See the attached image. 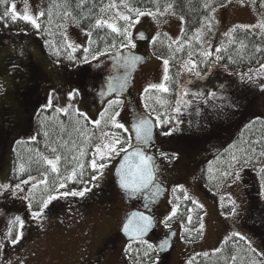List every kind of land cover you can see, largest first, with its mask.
Instances as JSON below:
<instances>
[{
	"label": "snow or ice",
	"instance_id": "1",
	"mask_svg": "<svg viewBox=\"0 0 264 264\" xmlns=\"http://www.w3.org/2000/svg\"><path fill=\"white\" fill-rule=\"evenodd\" d=\"M230 2V0H228ZM243 2V0H241ZM24 10L21 14L17 10L16 3H11L10 7H7L8 0H0V5H5V10L0 13V25L4 27H9L10 24H15L18 20L24 21L26 24H30L34 30V34H39L47 29L42 25L41 18H47L48 23H52L53 7L61 9L57 12V16L62 21L57 25L58 28L63 29L61 35L63 36L64 43L61 47L65 49H71V53L77 51L81 46L78 44H73L68 40L66 24L71 23L75 24L77 27H80L81 24L87 23L88 29H82L84 35L88 37V43L92 44L91 39L92 32L96 29L107 28L110 29L112 33H115L119 37V47L120 48H135L136 44L133 43V33L131 29L135 27L136 24L140 22V18L144 16H150L158 24L162 22V18L168 16H176V0H164L163 5H161V0H148V3L152 5L151 8H141L134 6L129 0H120L119 4L116 3V0H111L107 5H103V0H101V5L99 6V14H97L94 9L97 8L95 3L89 5V0H77L76 9H79L77 14H74V11L71 5L65 0L64 4H54L50 6L47 11L39 10L35 13L30 11V5L28 0H23ZM202 8L204 9L206 15L203 20L200 21V28L196 29L192 36H188L183 24L185 23V17L179 15L177 18L181 22V37L176 38L175 40L170 41L167 44V47L172 54V58L175 59L177 53L184 52L185 49H192L193 43H195L199 50L198 51H188L187 59H181L179 62L178 74L186 71L190 75H194L197 78H204L209 72H211L212 67L221 61L225 60V53L228 52V49L221 46H213L209 37L212 34L213 22H214V13L217 11V7H224V0H202ZM264 7V4H262ZM121 8L123 11H121ZM87 9V11H85ZM154 9V10H153ZM110 10H115L111 16L105 17V14ZM119 21H123V24H119ZM242 27L246 30L259 29V32H252L253 36L259 35L261 40L264 41V21L259 22L255 25H244L236 26ZM236 31V28L230 29L224 35L229 37V43L232 44L235 42V37L233 33ZM24 34H27V30H23ZM160 35H166L163 33H157L151 37V42L153 45L157 43ZM139 39L144 40L146 37L143 33L139 34ZM161 44L164 41H160ZM49 47H53L51 44L46 42ZM173 44L176 45L173 48ZM116 43H111L109 47H116ZM247 48V45L241 41L239 49L236 50V55L240 56L242 59L241 53L244 49ZM85 53L90 51L89 48L85 47L83 49ZM254 51L257 53L264 54V47L260 45L254 46ZM68 54V59H75L74 56ZM53 54L57 57L61 55L59 47H55ZM103 54V53H101ZM199 57V59L194 58ZM93 55V59H95ZM124 62V66L127 68H132L135 66L136 62L141 58L139 56H121ZM88 57L83 58L84 62H87ZM229 63H236V60L232 55L227 56ZM58 62V61H57ZM164 66V77L165 82H169L171 77L168 75L169 72V59L162 58ZM259 67L253 70L251 67L248 69V73H241L240 78L243 81L247 78L248 81H258L264 80V62L257 61ZM204 65L203 71L200 66ZM224 69L227 71L228 65H223ZM127 83V80L121 83V89ZM183 89V86H181ZM261 91H264V83L259 84ZM150 89H157L163 92H169V87L167 83L152 84L144 89L145 93H148ZM0 91H3V85H0ZM77 91L69 92L68 99L71 101L77 95ZM190 93L187 90H182L178 93V98L176 100V106L173 108L175 113H180L181 105H189V101L183 99V97L188 96ZM192 96L204 97L207 96L208 99H213L217 97V93L214 91L208 93H191ZM53 98L54 90L49 93L48 101L43 105V109H49L53 107ZM222 99V97H221ZM122 103L119 100L108 101V106L112 108L114 105H119ZM166 103V102H162ZM73 105L69 104L67 107L60 108L56 107L55 111L57 113H64L65 115L69 114V108H72ZM148 108V105H145ZM154 111V109H153ZM108 110L105 109L104 112L100 113L101 119L89 120L85 113L79 111L78 108L75 109V115L78 117L76 120L77 127H74L73 131L77 133V138H72L69 135V139L65 140L63 135H58L56 140L45 143L46 150L52 154L50 158L47 155L39 152V149L36 150L37 155L40 157V160L44 164L50 166L51 173L56 174L55 179L49 185L47 169L45 172L41 173V179L37 180L36 177L29 175L26 179L17 178L16 183L0 184V196L5 195V193L10 194L13 197L20 198L27 201V208L29 210L32 220L37 222H42L45 217V210L48 209L49 205L60 198H66L69 196L72 197H84L86 193H89L92 188L89 185H93V182L99 181L103 175L104 170L109 167L110 162L116 157L122 156V162L119 167L116 169V175L118 177L119 187L126 192L136 193L141 190L149 189L156 183V173L160 170L161 166L157 165L153 156L147 155L146 151L142 147H135L132 144V135L124 136V133H134L135 139L138 143L147 144L153 135V127H162L173 122V117L167 116L162 118L161 115H156L154 118L150 116L141 115L137 117L136 122L132 124L131 128L125 126L124 123L118 121L117 117L120 115L118 111L113 109L111 114L107 115ZM82 118L85 122L91 123L95 126H100L101 121H104V128L106 129H120L122 130L121 135H117L114 132L101 130L97 136L95 133L87 134L85 125L80 123ZM45 119H47L45 117ZM178 123V121H177ZM175 129H169V131L163 132V135H170L171 132ZM65 129L61 127V132H64ZM43 135L49 137V131H44ZM83 137L85 142H90L95 136L96 143H89V150L91 155L87 163V168L90 169V172L86 175V165L81 161L80 157L87 155V151L82 146L81 143H78V138ZM31 139L35 140V137ZM19 143V141H17ZM260 141H253L251 144L240 147L238 149L239 155H232L231 163L229 164L228 170H225L221 173L226 179H229L232 183H235L241 178V171L245 165H250L252 161L256 158V149L252 147V144H258ZM60 149H65L67 154H60ZM79 153L77 156L75 153ZM163 159L171 162L173 159L177 158V154L169 156L166 153H161ZM260 157H264V151L259 153ZM64 161L66 165H72L70 168L65 167L64 174L61 173L59 167L61 161ZM39 163V161H37ZM20 173L25 172V168L21 165L18 169ZM264 173V164L260 169ZM69 182L79 183L81 187L79 189H68ZM25 188L23 186H28ZM44 185V192L46 194L36 196L35 190L40 186ZM95 186H98L96 184ZM181 187V186H177ZM62 189H68L61 191ZM159 190V189H157ZM175 191V189H173ZM27 192L26 195H21ZM189 199L187 195L184 197ZM195 203V201H193ZM234 205L232 213L235 214V201H231ZM147 207V205H146ZM178 206H174L171 209V214L164 217L161 223L164 224L165 228H170V221L176 216ZM190 220V217H189ZM25 219H22L19 215L13 217L8 224V227L3 235H0V264H11V261H5L3 259V253L8 244L15 246L20 243L24 235L25 228ZM153 217L145 215L140 212H133L129 215L124 222H122V231L127 235L130 240L138 246H142L143 252L140 256V248L136 249L137 260L136 264H141V261L147 258L151 261V254L159 250L160 252L166 251L169 247V241L167 238L161 240L157 245H153L144 239V236L149 232L153 227ZM203 229V224L200 225V230ZM238 235V234H234ZM243 239V237H241ZM250 247V246H249ZM132 249V244L130 243L125 249L126 253H130ZM252 252H255V249H251ZM219 251V249H217ZM205 256L208 253H204ZM258 255L264 256V253H259ZM131 258V257H130ZM237 257L235 255L231 256L232 261H236ZM155 264V262H152ZM191 264V262H190Z\"/></svg>",
	"mask_w": 264,
	"mask_h": 264
},
{
	"label": "flooded vegetation",
	"instance_id": "2",
	"mask_svg": "<svg viewBox=\"0 0 264 264\" xmlns=\"http://www.w3.org/2000/svg\"><path fill=\"white\" fill-rule=\"evenodd\" d=\"M132 50L141 51L138 44ZM144 58V63L135 70L129 81L127 94H130L131 99L128 112L122 118L128 128H131V122L141 112L152 118L157 115L155 110L151 109V96L145 93L142 103L134 82L139 70L147 63L145 54ZM107 59L110 61L109 57ZM77 63L78 60L74 65H67L70 68H66L67 71L74 72L73 76L74 74L76 76L79 70V68L75 70ZM88 69L92 73L93 82L88 87H83L82 83L76 81L74 85L82 87L88 95H93L102 75L99 78L100 74L97 70ZM227 88L230 89L225 86L219 90L216 98L201 100L191 98L188 100L189 105L182 104L181 108L184 107L186 113L182 128L176 124L178 120L182 121L183 116L175 112H173L174 123L171 126L167 124L154 127L152 141L148 142L147 146H141L147 155L153 156L157 165L161 166L156 173V183L153 186L136 193L126 192L115 180V164L105 184L92 194L86 193L84 197L79 198L80 201L85 200L83 206L73 209L67 205L64 213L56 217L64 232L69 231L81 220V214L93 218L92 226L94 222L104 223L107 226V231L92 243V248L82 249L75 262L71 264H136V249L138 247L141 249L140 256H142V246L126 238L120 230L122 222L135 211H142L145 215L153 217V231L144 236L145 240L153 245H157L165 238L169 241L166 251L157 250L151 254V261L145 258L141 264H152V262L195 264L196 260H193V257L204 253L213 254L232 236L240 239L243 237L242 240L249 241L248 243L257 253L259 252L264 244V189L261 184V166L254 160L250 165H245L240 173V180L235 183L221 175L228 170L232 155H239L238 149L243 147L238 143L242 140V123L236 122L241 114V105L230 93L228 95ZM222 91L223 94L218 96ZM146 104L148 108L145 107ZM237 104L239 106L235 109L234 106ZM171 128L175 130L170 135L162 134ZM132 144L136 147L133 135ZM161 153L169 156L177 154V158L169 162L162 158ZM217 172L220 173L219 179L215 178ZM230 182L231 187L229 186L230 189L226 190V193L231 201H235V214L232 213L234 205L231 203L226 215L221 214V217L217 218L207 202L209 197L205 198L201 191L207 195L209 190L220 189ZM185 195L189 199H185ZM179 196L183 197V201L177 204ZM186 202L192 207V216L189 212L185 214V205L183 206L182 203ZM174 206H178L177 214L170 221V228H165L160 221L171 214ZM185 222H189L192 226H185ZM201 224H203L202 230H200ZM247 228L252 232L251 234H248ZM205 231L207 234L210 232L211 237L207 235L206 241L201 245V237ZM130 243L132 249L130 253H126L125 249ZM262 258L264 261V256Z\"/></svg>",
	"mask_w": 264,
	"mask_h": 264
},
{
	"label": "rangeland",
	"instance_id": "3",
	"mask_svg": "<svg viewBox=\"0 0 264 264\" xmlns=\"http://www.w3.org/2000/svg\"><path fill=\"white\" fill-rule=\"evenodd\" d=\"M16 3L17 10L21 14L24 10L23 0H10L11 3ZM111 0H106L104 5H107ZM120 0H116V3L119 4ZM30 5V11L35 13L40 10V0H28ZM224 7H217V11L214 13V20L216 22L215 31L212 32L209 39L213 46H221L225 39V33L230 29L236 28V26L244 25H255L259 22L264 21V9L261 2L255 0H228L224 1ZM115 10H111V13L105 15L107 18L114 13ZM121 11L123 9L121 8ZM176 16H168L162 18L161 23H157L150 16H144L140 18V22L131 29L134 39L133 43L138 44L139 34L143 33L146 39L143 40V51L147 56V63L139 70L136 75L134 82L137 88V92L140 95V100L144 102V89L152 84L166 83L163 80L164 77V66L162 58L153 54L151 51V37L157 33L163 31L165 32L171 40H175L181 35V22ZM200 28V27H199ZM83 28H78L70 23L66 24V31L68 40L73 44L80 45L83 50L87 47V40L82 31ZM198 29V28H197ZM64 31V30H63ZM138 34V36H137ZM0 85H3V91H0V112L3 109L13 108L14 110H20V102L24 99L19 98L15 92L19 87V84L23 86L26 81V77L21 80H11V76L15 75L17 71H20L23 61H29L32 65V76L34 82L35 98L38 101H32V95L28 94L22 89L18 90L17 93L21 92L27 95L26 104L22 105L25 108L21 115H12L7 116L4 124L7 126L21 120L22 123L16 129L11 130V134L7 140V145L5 144V149L8 147V143L11 144L12 141L17 137H28L31 139L34 137L35 133L30 128L29 120L33 114L38 111L40 107L45 105L49 98V93L54 90L53 104L57 107L64 108L69 103L68 93L73 92L75 89L78 92L77 97L74 100L75 109L78 108L80 112L87 114L92 120L101 119L100 113L104 112L105 109L108 110V114L115 111H118L120 115L117 117L118 121L123 123L124 116L128 112V105L131 99L130 94H111L106 97H94L91 94L88 95L85 93V90L82 87H77L68 80V76H73V71L66 70L68 67L64 62L55 61L49 59L41 50L38 38L35 36H26L23 33L15 35L12 32L9 33H0ZM135 48H120L119 46L112 49H105L95 55L88 56L84 53L82 54L81 59L78 60V63L75 67V70L79 68L75 76V81L79 84H83V87H88L93 82L92 73L89 71L96 70L99 68L102 61L108 57L120 53L129 51ZM103 53V54H101ZM87 56V62L83 61V58ZM186 60V59H185ZM259 66L253 67L255 70ZM63 69L66 71H63ZM241 73H248V70H232L227 68V71L224 69L223 64L218 63L212 67L211 72H209L204 78H197L194 75H190L186 71L182 72L181 86L182 90H187L190 94L183 97L185 100L191 98L205 99L204 97H194L191 93H208L211 91L218 92L225 86L234 88V90L242 91L248 93L250 97L256 98L255 103L251 109V114L243 112L237 118V123H242L244 125L246 121L251 120L252 118H257L259 116L264 118V91H261L259 84L264 83V80L258 81H248L245 78L243 81L240 78ZM32 79V78H31ZM29 78H27V81ZM51 89V90H50ZM18 97V101L16 100ZM24 98V97H23ZM119 100L122 103L119 105H114L112 108L108 106V101ZM71 102V101H70ZM258 103V104H257ZM258 107V108H257ZM185 108L182 107L180 115H182V121L178 120V125L180 128L183 127V121L185 120ZM262 111V112H261ZM17 118H16V117ZM19 118V119H18ZM1 122V121H0ZM102 128L101 130L111 131L117 135H121L122 130L120 129H106L104 128V121H101ZM12 126V125H11ZM172 129V128H171ZM169 131V130H168ZM124 135V134H123ZM125 136V135H124ZM127 136V133H126ZM0 149V184L10 183V171H11V161H10V152L9 150ZM118 157L113 159L109 167L104 170L103 177L97 181L93 182V185H89L92 190L89 194L97 191L103 184L106 183L107 179L110 177L113 167L116 164ZM181 161V160H180ZM179 161V163H180ZM182 164V162H181ZM178 167V166H177ZM50 169V166H49ZM41 171L37 174L32 175L36 177L37 180L41 179ZM215 178H220V173L217 172ZM26 179V178H24ZM98 184V186H95ZM28 186H23L28 188ZM231 182L227 185L221 186L217 190H209V193L206 195L203 191V196L205 198L209 197L207 201L212 211L216 214L217 218L222 215H226L228 206L231 205V200L226 193V190L230 189ZM61 191H65L62 189ZM23 193L21 195H26ZM79 199L80 197H66L57 199L58 202H68L71 199ZM183 201V197H177V204ZM18 205L22 207L20 211L10 210L9 208L12 205ZM185 205V214L189 212L192 216L193 210L192 207L186 203ZM223 208H226L224 210ZM24 210V211H23ZM65 209L57 211H49L45 213V217L42 222H37L32 220L29 210L27 208V201L22 200L17 197H13L8 193L0 196V235H3L8 227L9 221L19 215L22 219H25V228L24 235L22 240L18 245L12 246L8 244L3 253V259L5 261L10 260L11 264H71L75 262L76 258L81 253V250L86 248L91 249L92 243H94L98 237L103 235L107 231V226L104 223H95L92 226L93 218L88 215L81 214V220L73 226L69 231L64 232L61 225L56 221V217L63 214ZM227 217V216H226ZM92 226V227H91ZM35 227V228H34ZM248 234L252 232L247 228ZM189 235V233H188ZM211 237L210 232L208 234L206 231L201 237L200 244L206 241V236ZM247 239V237H246ZM254 239V236H252ZM208 240V239H207ZM255 240V239H254ZM248 241V239H247ZM249 242V241H248ZM250 243V242H249ZM204 251V249L202 250ZM261 252H258V254ZM261 262L264 264L263 258L261 256ZM192 264V263H191Z\"/></svg>",
	"mask_w": 264,
	"mask_h": 264
},
{
	"label": "trees",
	"instance_id": "4",
	"mask_svg": "<svg viewBox=\"0 0 264 264\" xmlns=\"http://www.w3.org/2000/svg\"><path fill=\"white\" fill-rule=\"evenodd\" d=\"M106 0H103V5ZM225 1V0H224ZM257 2H261V4H264V0H255ZM67 2L71 5L74 14H77L79 12V9H76V3L77 0H67ZM130 3H132L134 6L141 7V8H151L152 5L148 3V0H129ZM65 0H40V10H45L54 5V4H64ZM92 3H95L97 5V8L94 9V11L99 14V6L101 5V0H89V5ZM164 0H161V5H163ZM202 0H176V14L177 15H183L185 17V23L183 24V27L185 28L187 35L192 36L193 33L197 28L200 27V21L203 20L204 16L206 15L204 9L202 8ZM7 7H10V0H8ZM264 9V7H263ZM5 10V5H0V13H2ZM154 10V9H153ZM53 15H52V23L49 24L47 18H41L42 25L47 29V31H43L39 34H34V30L32 29L30 24H26L22 20H18L15 24H10L9 27H4L0 25V33H9L12 32V34L18 35L23 33V30H27L26 36H35V38H38L39 44L41 47L42 52L51 60L55 61H61L64 62L66 65H74L76 60L81 61V56L84 53L85 55L91 56L94 54H97L101 51H104L105 49H112L119 46V37L115 33H112L110 29L101 28L96 29L92 32V44L88 43L87 40V48L90 49L88 53H85L81 48H78L76 52L71 53V49H65L61 47L63 45L64 40L63 36L61 35L63 29L58 28L57 25L61 23L62 21L57 16V12L61 11V9L53 7L52 9ZM87 11V9H85ZM111 13V10L106 13L105 15H108ZM119 24H123V21H119ZM71 24V23H70ZM76 26L75 24H72ZM77 27V26H76ZM83 29H88V24L84 23L81 24L80 27ZM216 28V22L214 20L213 22V29L212 32L215 31ZM252 32H259V29L254 30H246L242 27H236V31L233 33V36L235 37V42L230 44L229 43V37H225L223 43L224 47L228 49V52L225 53V60L221 61V64H227L229 69L232 70H240L244 71L248 70L250 67H256L259 66L257 61L260 60L264 62V54L257 53L254 51L255 45H260L261 47H264V41L261 40L259 35L253 36ZM159 33L166 34L165 32L161 31ZM1 36V35H0ZM138 36V34H137ZM181 37V35H180ZM160 41H164L163 44L160 43ZM172 41L169 36L166 35H160L159 40L155 45L151 42V51L153 54L161 57V58H167L169 59V72L168 75L171 77V80L167 83V86L169 87V92H163L157 89H150L147 93L149 96H151V109L155 110V113L157 115H161L162 118L171 116L173 117V108L176 104V100L178 98V93L181 92V79H182V73L178 74L179 69V62L181 59H187V52L188 51H198V46L193 43L192 49H185L184 52L177 53L175 59L172 58V54L170 53L167 44ZM243 41L247 48L243 50L241 53L242 59L240 56L236 55V50L240 47V42ZM48 42L53 47H49ZM111 43H116V47H109ZM143 40L138 41V46L143 51ZM55 47H59L61 51V55L59 57L55 56L53 54V50ZM176 45L173 44V48H175ZM71 53L72 56L75 57L73 60H69L68 54ZM232 55L233 58L236 60V63H229L227 60V56ZM81 58V59H78ZM199 59V57H194ZM29 61H23L22 68L20 71H17L15 75L11 76V80L15 81L18 79H22L26 77V81L24 82L23 86L19 84L18 89L16 90L15 94L21 98L24 99L22 101V104L20 102V110H14L13 108L3 109L2 112H0V149H5V144L7 145V140L9 138V135L11 134V130L14 128H18L20 124L22 123L21 120H17L16 122L10 123L8 126L4 124V122L7 119V116L12 115H21V112L25 109L22 105L26 104L27 102V95H32V101L36 102L38 101L37 98H35L34 94L36 91V88L34 87V82L32 74V65ZM100 75H103L108 70V64L102 63L100 66ZM201 70L203 71L204 65L200 66ZM27 78L29 80L27 81ZM32 78V79H31ZM68 80L74 83L75 81V74L74 76L70 75L68 76ZM99 82V81H98ZM27 93V95L21 92L20 94L17 93L18 90L22 89ZM51 90V89H50ZM74 91H77L76 89ZM216 92V91H215ZM217 93V92H216ZM227 93L233 98L239 102L241 105V113L246 112L251 114V109L253 107V104L256 101V98L250 97L248 93L242 92V91H236L234 88H227ZM222 92H219V95H222ZM78 95V94H77ZM75 95V98L77 97ZM92 96H96L95 93H93ZM18 97H16V100L18 101ZM24 97V98H23ZM69 101L67 106L69 104L73 105L72 108H69V114L65 115L64 113H57L55 111V108L57 107L55 104H53L52 108L49 109H43V107H40L38 111H36L35 114L31 117L29 120L30 128L34 131L35 140L29 139L28 137H17L15 138L11 144L8 143V147L5 150H9L10 152V161H11V171H10V183H16L17 178H27L29 175L37 174L41 171H44L47 169V175L49 180V185H51L52 181L55 179L56 174L51 173L49 166L44 164L42 160H40V157L37 155L36 150L39 149L40 153H43L44 155L52 157V154L49 153L45 148V143L50 142L52 140H56L58 135H63L65 140L69 139V135H71L72 138H77V133L73 131L74 127H77L76 120L78 117L75 115V106H74V100ZM26 101V102H25ZM166 102V103H162ZM258 104V103H257ZM66 106V107H67ZM239 105H235V109ZM258 108V107H257ZM262 112V111H261ZM83 113V112H82ZM264 113V112H263ZM87 115V114H86ZM16 117V116H15ZM45 117L47 119H45ZM87 117L89 120H92L88 115ZM17 118V117H16ZM19 119V118H18ZM80 119V123L85 125L87 134L95 133L97 136L99 135L102 125L95 126L91 123L85 122L82 118ZM174 123L168 124L171 126ZM12 125V126H11ZM61 127L65 129L64 132H61ZM44 131H49V137H45L43 135ZM122 133V132H121ZM126 136V133H124ZM241 135L242 140H240L238 143L240 145L246 146L247 144H251L253 141H260L258 144H252V147L256 149V158L254 159V162L256 161L259 166L262 167V164H264V157H260L259 153L261 151H264V118L259 116L257 118H252L251 120L246 121L244 125L241 127ZM19 141V143H17ZM95 136H93V139L90 142H85L84 138L81 136L78 138V143H81L82 146L87 151V155L80 157L81 161L85 163L86 165V175L88 172H90V169L87 168V163L89 161L91 151L89 150V143H96ZM60 154L64 155L67 154L65 149H60ZM77 156H79V153H75ZM39 161V163H37ZM23 165L25 168L24 173H20L18 171L19 167ZM255 165V164H254ZM257 165V166H258ZM72 165H66L65 162L62 160L59 167L61 169V173L64 174L65 167H71ZM221 173V170H219ZM261 179H262V187L264 189V173H261ZM206 182V180H205ZM30 187V186H29ZM28 187V188H29ZM44 185H40L36 190V196L39 197L40 195L46 194L44 192ZM81 185L79 183H72L69 182L68 189H79ZM64 189V190H68ZM27 193V192H26ZM84 201H80V199H71L68 202H58L57 200L53 201L48 209L45 210V213L49 211H57L61 209H65L68 205L69 208H76L77 206H83ZM22 205H12L9 208L10 210L20 211ZM24 211V210H23ZM190 222V221H189ZM185 222V226L191 227L192 224H189ZM192 222V221H191ZM194 231H192L193 233ZM250 246V247H249ZM251 249H254L252 245H250L248 242L236 238L234 236L228 238L225 242H223L219 248V251H215L213 254H208L205 256L197 255L199 256L197 259L193 257V260H196L195 264H262L261 262V256L258 255L256 249L255 252H252ZM264 244L261 246L259 252H263L264 250ZM235 255L237 257L236 261L231 260V256Z\"/></svg>",
	"mask_w": 264,
	"mask_h": 264
},
{
	"label": "water",
	"instance_id": "5",
	"mask_svg": "<svg viewBox=\"0 0 264 264\" xmlns=\"http://www.w3.org/2000/svg\"><path fill=\"white\" fill-rule=\"evenodd\" d=\"M121 56H124V57H127V56H139L141 59L136 62L134 67L127 68V67L124 66V62H123V59L121 58ZM143 63H144L143 54L142 53H137V52H134V51H125V52L119 53V54L115 55L114 57H112L111 65H110V73L104 75L102 80L100 81L99 85L96 86L97 96L98 97H106V96L111 95V94H124V93H127L128 89H129V80H130L131 75L133 74L134 70L137 67L141 66ZM125 79L127 80V83L124 85L123 89H121V87H120L121 83H123L125 81ZM141 115L148 116V115H146L145 113L142 112L137 117H139ZM137 117L131 122V126H132L133 123L136 122ZM153 131H154V127H153ZM133 135H134V133H133ZM134 138H135V135H134ZM152 138H153V135H152ZM152 138H151V140L149 142L152 141ZM135 143H136V147H141L142 145L147 146V144L138 143L136 139H135ZM122 156L120 157L117 165L115 166V170H114V177H115V180H116L118 185H119V183H118V177L116 175V169L119 167L120 163L122 162ZM135 212L143 213L142 211H135ZM153 225H154V223H153ZM152 229H153V227L149 230V232L153 231ZM120 230H121V233L126 238H129L127 235H125L123 233L122 226H121Z\"/></svg>",
	"mask_w": 264,
	"mask_h": 264
}]
</instances>
